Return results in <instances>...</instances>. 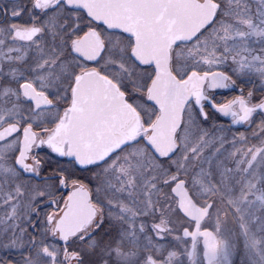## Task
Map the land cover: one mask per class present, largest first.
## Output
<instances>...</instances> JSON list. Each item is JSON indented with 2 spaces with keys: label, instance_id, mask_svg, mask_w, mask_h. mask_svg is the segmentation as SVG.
Wrapping results in <instances>:
<instances>
[{
  "label": "snow or ice",
  "instance_id": "snow-or-ice-1",
  "mask_svg": "<svg viewBox=\"0 0 264 264\" xmlns=\"http://www.w3.org/2000/svg\"><path fill=\"white\" fill-rule=\"evenodd\" d=\"M0 264H264V0H0Z\"/></svg>",
  "mask_w": 264,
  "mask_h": 264
}]
</instances>
